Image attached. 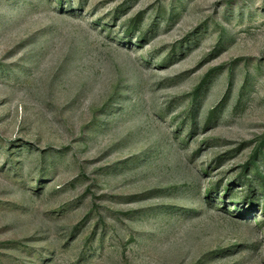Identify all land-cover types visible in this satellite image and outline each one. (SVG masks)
Returning <instances> with one entry per match:
<instances>
[{
    "label": "rangeland",
    "instance_id": "rangeland-1",
    "mask_svg": "<svg viewBox=\"0 0 264 264\" xmlns=\"http://www.w3.org/2000/svg\"><path fill=\"white\" fill-rule=\"evenodd\" d=\"M0 264H264V0H0Z\"/></svg>",
    "mask_w": 264,
    "mask_h": 264
}]
</instances>
